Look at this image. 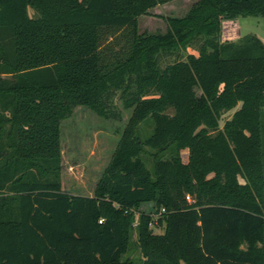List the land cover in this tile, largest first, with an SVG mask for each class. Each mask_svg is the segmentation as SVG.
Returning a JSON list of instances; mask_svg holds the SVG:
<instances>
[{
    "label": "trees",
    "instance_id": "16d2710c",
    "mask_svg": "<svg viewBox=\"0 0 264 264\" xmlns=\"http://www.w3.org/2000/svg\"><path fill=\"white\" fill-rule=\"evenodd\" d=\"M169 1L0 0V264H134L133 233L143 264H264V43L220 40L264 0L140 32ZM116 99L131 111L93 194L65 192L62 120H121Z\"/></svg>",
    "mask_w": 264,
    "mask_h": 264
},
{
    "label": "rangeland",
    "instance_id": "374dc122",
    "mask_svg": "<svg viewBox=\"0 0 264 264\" xmlns=\"http://www.w3.org/2000/svg\"><path fill=\"white\" fill-rule=\"evenodd\" d=\"M196 0H172L150 9V13L138 19L140 32H164L167 28L166 17H181ZM255 34L264 43V16H240L235 19L222 20L220 40L236 41L246 34ZM197 54L194 49H189ZM166 57L162 64L171 61ZM121 110L122 119H105L97 115L86 106L74 107L72 114L61 122V186L65 192L71 194L92 195L95 185L107 165L111 154L119 140L121 131L130 115L121 101L116 99ZM236 106L222 114L220 126L229 119ZM153 128L152 119L146 118L139 125L142 136H147ZM146 164L150 167L149 158L143 155ZM183 160H187V152H182ZM189 198L188 201H190ZM145 208V206H142ZM153 231L162 232V229L153 224ZM131 258L134 264H143L142 254L136 243V235L132 234L129 250L124 255Z\"/></svg>",
    "mask_w": 264,
    "mask_h": 264
},
{
    "label": "built area",
    "instance_id": "2783aa9c",
    "mask_svg": "<svg viewBox=\"0 0 264 264\" xmlns=\"http://www.w3.org/2000/svg\"><path fill=\"white\" fill-rule=\"evenodd\" d=\"M186 199L189 200V196H188V195L186 196ZM100 221H101V220H100Z\"/></svg>",
    "mask_w": 264,
    "mask_h": 264
},
{
    "label": "crops",
    "instance_id": "0c3cea01",
    "mask_svg": "<svg viewBox=\"0 0 264 264\" xmlns=\"http://www.w3.org/2000/svg\"><path fill=\"white\" fill-rule=\"evenodd\" d=\"M159 5H161V4H159ZM158 6V5H157ZM157 6H155V7H157ZM155 7H153V8H155ZM152 9V8H151ZM150 11V10H149Z\"/></svg>",
    "mask_w": 264,
    "mask_h": 264
},
{
    "label": "water",
    "instance_id": "95a60500",
    "mask_svg": "<svg viewBox=\"0 0 264 264\" xmlns=\"http://www.w3.org/2000/svg\"><path fill=\"white\" fill-rule=\"evenodd\" d=\"M152 231V230H151Z\"/></svg>",
    "mask_w": 264,
    "mask_h": 264
}]
</instances>
